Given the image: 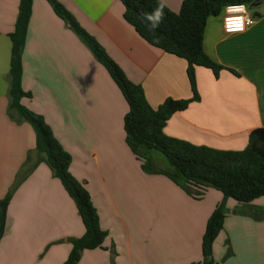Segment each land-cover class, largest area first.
Returning a JSON list of instances; mask_svg holds the SVG:
<instances>
[{
	"label": "crops",
	"instance_id": "crops-1",
	"mask_svg": "<svg viewBox=\"0 0 264 264\" xmlns=\"http://www.w3.org/2000/svg\"><path fill=\"white\" fill-rule=\"evenodd\" d=\"M58 1L126 76L143 87L153 108L168 98H192L187 61L144 40L124 19L120 0ZM183 1L163 3L178 13ZM19 4L20 0H0V200L36 148L33 127L8 114L10 34ZM251 13L256 22L242 33L227 34L222 16L208 19L204 51L226 69L216 78L212 70L196 68L200 101L175 113L164 129L166 135L198 146L242 151L250 133L264 128V1ZM22 66V87L32 94L22 104L45 118L72 155L70 171L90 193L101 228L108 232L103 248L85 250L78 264H200L207 222L223 194L209 189L196 200L167 177L143 172L126 144L128 104L122 92L46 0H34ZM129 164L132 168L127 170ZM94 168L103 181L92 175ZM131 170L137 179H131ZM127 187L134 192L132 200L122 195ZM117 202L139 210L144 204L146 209L139 218L126 221L118 215ZM227 208L224 229L213 245L216 264H264V219L248 214L253 208L264 209V197L248 205L228 199ZM143 224L167 233L142 235ZM84 233L74 200L41 163L8 205L0 264H64L72 249L66 240ZM228 243L233 256L225 259Z\"/></svg>",
	"mask_w": 264,
	"mask_h": 264
},
{
	"label": "trees",
	"instance_id": "trees-1",
	"mask_svg": "<svg viewBox=\"0 0 264 264\" xmlns=\"http://www.w3.org/2000/svg\"><path fill=\"white\" fill-rule=\"evenodd\" d=\"M56 15L73 31L80 41L102 64L119 87L128 104L124 119L126 144L141 161V168L148 175H163L196 200L202 199L209 189L223 194L208 219L202 240L200 264H216L213 245L224 229L228 214L227 200L234 199L248 205L264 197V128L253 130L247 147L242 151L218 150L170 137L164 129L171 117L186 110L190 104L200 101L197 88L196 68L213 71L216 78L226 68L211 59L204 51V34L210 17L224 16L227 4H245L253 11L256 2L264 0H184L180 12L175 13L164 5V19L160 26L149 31L143 13L152 12L160 0H120L125 7L124 19L152 46L187 61V75L192 98L175 100L168 98L158 108H153L141 85L132 82L102 45L89 34L74 15L58 0H46ZM34 0H20L19 13L14 31L10 34L12 52L10 61V90L8 114L17 123H29L36 134V148L28 154L26 163L16 177L13 188L0 200V242L5 234L8 205L19 185L40 165L46 164L53 177L60 180L74 200L85 227L80 238H69L71 252L64 264H78L85 250L103 248L108 232L100 225V217L92 197L84 184L70 171L72 155L65 150L54 131L42 115L22 104L23 98L32 97L22 87V59L26 46L28 27ZM239 76L233 70H229ZM153 152L161 153L170 170L157 169L151 163ZM250 217L264 219V209L253 208ZM225 259L233 256L228 243Z\"/></svg>",
	"mask_w": 264,
	"mask_h": 264
},
{
	"label": "clouds",
	"instance_id": "clouds-1",
	"mask_svg": "<svg viewBox=\"0 0 264 264\" xmlns=\"http://www.w3.org/2000/svg\"><path fill=\"white\" fill-rule=\"evenodd\" d=\"M225 15L224 30L228 34L241 33L246 27L251 26L255 21L249 16L248 9L245 4H227L223 9ZM164 3L160 0L158 6L152 12L143 13V18L148 22L149 31L157 29L163 22Z\"/></svg>",
	"mask_w": 264,
	"mask_h": 264
},
{
	"label": "rangeland",
	"instance_id": "rangeland-1",
	"mask_svg": "<svg viewBox=\"0 0 264 264\" xmlns=\"http://www.w3.org/2000/svg\"><path fill=\"white\" fill-rule=\"evenodd\" d=\"M256 9V8H255ZM152 159H151V163L157 168V169H161V170H170V167L168 165V162L166 161V159L164 158V156L159 153V152H153V154L151 155ZM132 168V166L129 164L127 166V170H130ZM99 169V168H98ZM96 174L99 175V172L96 171V168H94V177L96 178H99L101 179L100 181H103L102 180V177H99L97 176ZM146 174V173H145ZM148 175V174H147ZM137 174H135V172L133 170H131V179L132 180H135L137 179ZM98 180V179H97ZM107 180V179H106ZM100 181H97L95 184L99 187H102L103 183H100ZM146 182V180L144 181V183ZM128 189L126 190V193H123L122 195L124 196L125 199L127 200H132L133 198V195H134V192H132L131 188L132 187H127ZM118 193H116L117 195ZM119 195V194H118ZM145 195V194H143ZM117 204L120 205V208L118 211V215L120 217V219H126V221H129V220H132V219H135L137 216V218H139L141 215H140V212L142 209H146L145 205L143 204L140 208H142L141 210H139V208H134V206L130 205V204H127L126 206H123L121 203L117 202ZM149 209V208H148ZM248 210V209H246ZM151 218V215L147 216L143 221L145 222L146 220H150ZM141 223V224H142ZM151 226L149 224H143V231H141V234L142 235H148L150 234L151 232L152 233H157V234H160V233H167V232H164L163 230H158L157 232H155V229H153L152 231L150 230ZM118 230L119 232H121V228L118 227ZM173 230H175V233L178 232V228L175 227Z\"/></svg>",
	"mask_w": 264,
	"mask_h": 264
},
{
	"label": "built area",
	"instance_id": "built-area-1",
	"mask_svg": "<svg viewBox=\"0 0 264 264\" xmlns=\"http://www.w3.org/2000/svg\"><path fill=\"white\" fill-rule=\"evenodd\" d=\"M247 9H248V14H249V16L256 22V18L252 15V11H251V9L249 8V7H247ZM224 15H225V13H224ZM224 17V16H223ZM255 22L252 24V25H254L255 24ZM251 25V26H252ZM250 26H248V27H246V30L249 28ZM223 28H224V19H223ZM245 30V31H246ZM225 31V30H224ZM244 31V32H245ZM227 33V32H226ZM242 33V32H241ZM228 34V33H227Z\"/></svg>",
	"mask_w": 264,
	"mask_h": 264
},
{
	"label": "water",
	"instance_id": "water-1",
	"mask_svg": "<svg viewBox=\"0 0 264 264\" xmlns=\"http://www.w3.org/2000/svg\"><path fill=\"white\" fill-rule=\"evenodd\" d=\"M260 4H261V2H259V3H258V2H256V3H254V4H253V6H252V7L256 8V7H258ZM250 9H251V8H250Z\"/></svg>",
	"mask_w": 264,
	"mask_h": 264
}]
</instances>
